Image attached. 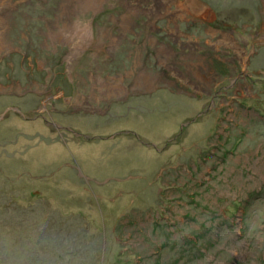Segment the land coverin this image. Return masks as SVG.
I'll use <instances>...</instances> for the list:
<instances>
[{
	"label": "rangeland",
	"instance_id": "1",
	"mask_svg": "<svg viewBox=\"0 0 264 264\" xmlns=\"http://www.w3.org/2000/svg\"><path fill=\"white\" fill-rule=\"evenodd\" d=\"M37 214L58 261L264 264V0H0V235Z\"/></svg>",
	"mask_w": 264,
	"mask_h": 264
},
{
	"label": "trees",
	"instance_id": "2",
	"mask_svg": "<svg viewBox=\"0 0 264 264\" xmlns=\"http://www.w3.org/2000/svg\"><path fill=\"white\" fill-rule=\"evenodd\" d=\"M39 215L34 216L35 223L34 225L26 227L24 230L19 231L17 234H9L3 231V234L0 235V239L4 240L5 245L0 248V262H5L8 264L9 261H13L14 263L21 262V264H37V262H42L48 264H77L74 259H76L77 254L74 251L67 250L66 255L70 256V259L61 257L59 252V240H63L61 235H59V230L55 233L52 232V227L46 226L45 230H43L42 222L39 221ZM59 218V214H56L54 217L46 219V221H52L53 219ZM57 224V223H56ZM32 229H31V228ZM51 230H50V229ZM31 229V230H30ZM62 234V233H61ZM14 239L15 244L13 242L11 244L12 247L16 246V249L12 251L10 240ZM71 238H75V235H71ZM63 242V241H62ZM198 241L192 245V248L199 247ZM19 245V246H18ZM161 248V247H160ZM84 251L80 253L81 263L79 264H91L89 261V253L88 247H84ZM39 252L43 253V256L39 257ZM200 254H203L201 250L198 251ZM19 253V254H18ZM46 254L48 256V260L46 259Z\"/></svg>",
	"mask_w": 264,
	"mask_h": 264
},
{
	"label": "flooded vegetation",
	"instance_id": "3",
	"mask_svg": "<svg viewBox=\"0 0 264 264\" xmlns=\"http://www.w3.org/2000/svg\"><path fill=\"white\" fill-rule=\"evenodd\" d=\"M217 29H218V27H216ZM207 46H209L208 44H207ZM210 47V46H209ZM243 61V60H242ZM232 63H234L233 64V68L232 69H230L229 67V70L227 71V72H229V74H228V77H230L228 80H229V83H228V88L229 87H232V83L234 82V80H237V76L239 75V72L238 71H236L235 69H236V67H238L239 66V64H240V62H236V61H232ZM247 63H248V60L246 59V61H244V62H242L241 63V66L242 65H245V67H246V65H247ZM248 66V65H247ZM235 70V71H234Z\"/></svg>",
	"mask_w": 264,
	"mask_h": 264
}]
</instances>
